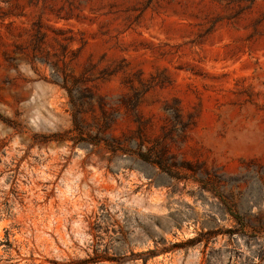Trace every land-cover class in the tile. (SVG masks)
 <instances>
[{
  "label": "rangeland",
  "instance_id": "rangeland-1",
  "mask_svg": "<svg viewBox=\"0 0 264 264\" xmlns=\"http://www.w3.org/2000/svg\"><path fill=\"white\" fill-rule=\"evenodd\" d=\"M0 264H264V0H0Z\"/></svg>",
  "mask_w": 264,
  "mask_h": 264
}]
</instances>
